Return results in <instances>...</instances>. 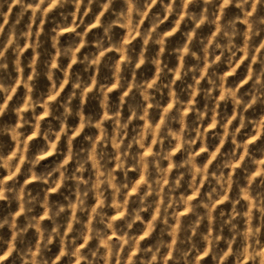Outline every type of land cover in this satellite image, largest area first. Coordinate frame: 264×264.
Returning <instances> with one entry per match:
<instances>
[{
	"label": "clouds",
	"instance_id": "9594fccd",
	"mask_svg": "<svg viewBox=\"0 0 264 264\" xmlns=\"http://www.w3.org/2000/svg\"><path fill=\"white\" fill-rule=\"evenodd\" d=\"M0 264H264V0H0Z\"/></svg>",
	"mask_w": 264,
	"mask_h": 264
}]
</instances>
